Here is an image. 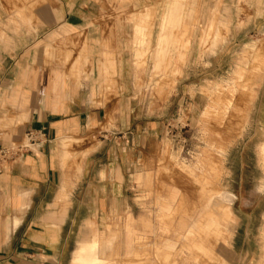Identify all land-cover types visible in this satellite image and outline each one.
Returning <instances> with one entry per match:
<instances>
[{
  "label": "crops",
  "instance_id": "0c3cea01",
  "mask_svg": "<svg viewBox=\"0 0 264 264\" xmlns=\"http://www.w3.org/2000/svg\"><path fill=\"white\" fill-rule=\"evenodd\" d=\"M141 2L0 0V264H107L97 252L108 245L89 237L88 227L111 224L107 211L127 209L131 179L167 129L164 119H142L130 108L125 57L131 29L90 25L121 18ZM224 7L233 37L263 28L264 0H248L242 15L234 0ZM172 31L158 29L155 65L170 54ZM136 41L138 61L139 36ZM101 43L119 55L101 51ZM89 66L98 74H85ZM110 69L115 80L107 79ZM109 80L116 96L98 89ZM28 131L43 136L31 144ZM142 224L135 231L149 233ZM260 240L248 229L233 235L226 264H264Z\"/></svg>",
  "mask_w": 264,
  "mask_h": 264
},
{
  "label": "rangeland",
  "instance_id": "374dc122",
  "mask_svg": "<svg viewBox=\"0 0 264 264\" xmlns=\"http://www.w3.org/2000/svg\"><path fill=\"white\" fill-rule=\"evenodd\" d=\"M247 1L234 0L237 14L244 13ZM225 4L143 0L121 18H97L90 25L131 29L125 57L130 108L142 119H164L167 129L131 179L127 209L107 211L111 224L88 227L89 237L108 245L97 252L107 264H226V254L233 255V235L246 229L261 238L264 249V26L233 37L234 29L222 17ZM173 5L178 27L168 23ZM239 22L237 30L243 31ZM137 25L143 42L135 61ZM158 29H172L173 40L170 54L155 65ZM101 46L112 58L119 55ZM94 72L96 66L84 71ZM115 77L110 69L107 79ZM110 80L98 83V89L116 96ZM240 219H250L249 226ZM141 222L149 233L135 231ZM190 228L193 233L187 234Z\"/></svg>",
  "mask_w": 264,
  "mask_h": 264
},
{
  "label": "bare ground",
  "instance_id": "6f19581e",
  "mask_svg": "<svg viewBox=\"0 0 264 264\" xmlns=\"http://www.w3.org/2000/svg\"><path fill=\"white\" fill-rule=\"evenodd\" d=\"M225 11H226V9H225ZM224 11V12H225ZM170 13H169V18H168V23L169 24H173V23H175V25L177 26V25H179L178 24V22H179V16H178V14H177V10H176V7L173 5L172 7H171V10L169 11ZM230 22V21H229ZM228 29V28H227ZM230 29V28H229ZM142 33H141V31L140 30H138V36L139 35H141ZM216 40H218V37H214V42H216ZM139 41H140V43H142V41H143V37L142 36H139ZM139 43V44H140ZM213 45V44H212ZM248 46V45H247ZM215 48V47H214ZM250 48H251V46H249V47H247L246 48V52H249V54L251 53L250 51ZM247 80H248V82L249 81H251L252 79L250 78V77H248L247 78ZM250 92H253V88L251 87L250 88V90H249ZM263 148V147H262ZM259 149V148H258ZM211 202V200H209V203ZM203 212V211H202ZM192 233H193V231H192ZM202 236H203V234H202ZM203 245V244H202Z\"/></svg>",
  "mask_w": 264,
  "mask_h": 264
},
{
  "label": "built area",
  "instance_id": "2783aa9c",
  "mask_svg": "<svg viewBox=\"0 0 264 264\" xmlns=\"http://www.w3.org/2000/svg\"><path fill=\"white\" fill-rule=\"evenodd\" d=\"M43 136V134H36L35 132L33 131H28L26 133V138H27V141L31 144L33 143H37L38 142V139Z\"/></svg>",
  "mask_w": 264,
  "mask_h": 264
}]
</instances>
